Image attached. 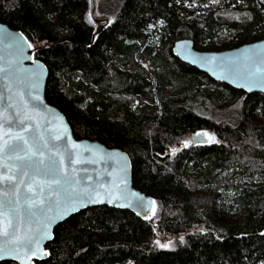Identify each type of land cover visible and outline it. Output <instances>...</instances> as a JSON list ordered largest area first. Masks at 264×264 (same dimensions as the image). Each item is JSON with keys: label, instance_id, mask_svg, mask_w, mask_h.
I'll return each mask as SVG.
<instances>
[{"label": "trees", "instance_id": "16d2710c", "mask_svg": "<svg viewBox=\"0 0 264 264\" xmlns=\"http://www.w3.org/2000/svg\"><path fill=\"white\" fill-rule=\"evenodd\" d=\"M0 22L37 48L75 137L127 152L157 202L147 220L80 211L36 264H264V94L173 53L185 39L201 51L264 39V0H0ZM194 134L205 142L180 149Z\"/></svg>", "mask_w": 264, "mask_h": 264}, {"label": "water", "instance_id": "95a60500", "mask_svg": "<svg viewBox=\"0 0 264 264\" xmlns=\"http://www.w3.org/2000/svg\"><path fill=\"white\" fill-rule=\"evenodd\" d=\"M36 51L37 48L21 30L0 22V68L5 70L0 73V77H3L0 79V93H3L0 99L3 111L0 115L13 120V113H19V118L27 125L23 132L16 128L8 129L7 126L0 132L8 133L4 136L8 143H15V136L23 135L28 140L25 147H30L35 134L46 144L45 159L50 154L58 155L63 159L64 168L68 166V156L71 153L75 161V176L79 181L76 187L81 193L85 190L91 193L92 202H88L86 195L65 202L61 194L60 204H53L46 213L47 217L52 218L47 226V235H44L45 214H39L31 231H28L27 226L20 230L18 239L25 243L10 244V251L0 258V264H36V261L47 259L50 256L47 244L54 239L56 227L87 208L108 206L128 210L143 220L152 218L157 210L155 198L135 187L133 164L127 152L119 148H109L98 141L77 139L67 117L48 102L46 85L49 69L36 57ZM173 53L183 62L218 82L246 93L264 94V39L220 51L197 50L191 39H185L174 44ZM204 142L203 137L197 138L195 134L192 136L194 145ZM189 145L190 142H187L180 149ZM17 155L22 156L23 153L10 156L6 153L0 159V165L7 166L2 173L4 177L17 179L14 174L21 163L16 158ZM30 175L31 172H28L24 183L17 187L15 193L8 189V181L5 180L0 197L19 201L18 207L23 205L26 197H31L45 201L43 207L47 208L49 190L45 188L44 194L38 195L37 185H29ZM37 180L44 183L42 177H37ZM51 199L55 201L56 196L52 195ZM29 238H33L31 245L27 244Z\"/></svg>", "mask_w": 264, "mask_h": 264}, {"label": "snow or ice", "instance_id": "6c2138e0", "mask_svg": "<svg viewBox=\"0 0 264 264\" xmlns=\"http://www.w3.org/2000/svg\"><path fill=\"white\" fill-rule=\"evenodd\" d=\"M4 71L0 68V73ZM2 78L0 77V79ZM3 87L7 88V85ZM2 97L3 93H0V99ZM2 111L3 108L0 107V113ZM5 126L8 129L16 128L19 132H23L27 128V125L19 118V113H13V120L0 115V130H3ZM7 135V132H0V159H3L6 153L9 156L15 153H23V155H17L16 157L21 163L19 170L14 174L17 178L15 180L13 177H4L2 173L7 166L0 165V190H3L2 186L7 180L8 189L15 193L17 187L24 183V177L27 173L31 172L28 177L29 185H37L39 188L38 195H43L45 188L49 190L50 194L47 198V208L43 207L45 201L32 199L31 197H26L23 205L19 207L17 206L19 201L0 197V258L8 254L10 244L25 243V241L18 239L20 230L27 226L28 231H31L32 224L39 214H45L44 235H47V226L52 222V218L47 217L46 213L51 210L53 204H60L61 194H63L65 202L80 199L84 195L88 197V202H92L91 193L86 190L81 193L76 187L79 181L75 176L76 169L73 166L75 161L71 153L68 156V166L64 168L63 159L58 155L50 154L45 159L46 144L35 134L32 136L30 147H25V145H28V140L23 135H16L15 143H8L7 140H4V136ZM30 149L35 150L31 151ZM37 177H42L44 183H40ZM53 185L56 187H53ZM28 190L30 191L31 188L28 187ZM52 195L56 196L55 201L51 199ZM32 243L33 238H29L27 244L31 245Z\"/></svg>", "mask_w": 264, "mask_h": 264}, {"label": "rangeland", "instance_id": "374dc122", "mask_svg": "<svg viewBox=\"0 0 264 264\" xmlns=\"http://www.w3.org/2000/svg\"><path fill=\"white\" fill-rule=\"evenodd\" d=\"M101 1L102 0H96V2H98V4H100ZM94 10H96V8ZM99 16H100V14H98V11L96 10V12L94 14L95 21L99 22V19L102 18V17H99ZM181 141L182 142H185V141L189 142V141H192V138L189 137V136H186ZM182 237L183 236L181 235L180 238H182ZM174 239H175V237H173V236H168L166 234H161L160 237H159V243L163 247H172V245L174 244Z\"/></svg>", "mask_w": 264, "mask_h": 264}, {"label": "bare ground", "instance_id": "6f19581e", "mask_svg": "<svg viewBox=\"0 0 264 264\" xmlns=\"http://www.w3.org/2000/svg\"><path fill=\"white\" fill-rule=\"evenodd\" d=\"M193 136V135H192Z\"/></svg>", "mask_w": 264, "mask_h": 264}]
</instances>
